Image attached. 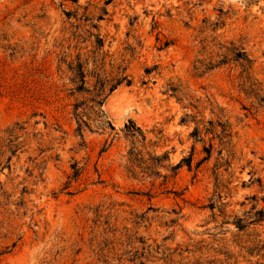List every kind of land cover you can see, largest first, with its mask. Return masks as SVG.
Returning <instances> with one entry per match:
<instances>
[{
    "label": "rangeland",
    "instance_id": "1",
    "mask_svg": "<svg viewBox=\"0 0 264 264\" xmlns=\"http://www.w3.org/2000/svg\"><path fill=\"white\" fill-rule=\"evenodd\" d=\"M232 43L264 96V0H0V264H264V223L232 224L246 197H264V107L241 91L240 61L205 67ZM78 61L90 92L72 80ZM120 73L131 85L90 100L96 77ZM169 82L182 101L163 93ZM129 119L167 151L159 174L127 172ZM193 119L227 120L231 143L194 141ZM192 148L191 169L170 171Z\"/></svg>",
    "mask_w": 264,
    "mask_h": 264
},
{
    "label": "trees",
    "instance_id": "2",
    "mask_svg": "<svg viewBox=\"0 0 264 264\" xmlns=\"http://www.w3.org/2000/svg\"><path fill=\"white\" fill-rule=\"evenodd\" d=\"M223 47V46H221ZM222 58L214 61V63H210L208 65H205L206 70H209L211 68H214L220 64L226 63V58L228 55H230L232 60L240 61L242 67H244V72H246V82L247 85H242L241 91L245 94V96L249 99H254L259 107H264V96L260 93V90L258 88L257 82L254 79H250L249 77V71L252 69L253 60L248 56L246 51L243 50L242 47H239L237 45H234L232 43L231 47H227V54H221ZM204 67V68H205ZM193 69L195 74L200 73L201 70L200 66H197L196 63L193 65ZM70 70L73 74V82H75L76 89L78 91L86 90L90 92L91 89H88L85 87L86 83V72L84 69V64L80 61L76 63V67H70ZM151 71L149 68L145 69V73L149 74ZM126 84L131 85L132 80L128 77L127 74L122 75V73L118 74L114 79H108L105 76L96 77L94 86L92 88L93 96L90 98L91 101L97 102L95 99V96H98V94L103 93L104 91H111L114 88H116L120 84ZM163 93H167L168 97H175L178 101H182L184 99V94L182 92L181 85L173 82H169L167 84L166 89ZM81 102L74 103L73 105V115L75 117L76 121V127L79 134H82V131L84 128H89L90 125L88 122L83 118V115L85 114L84 107H82ZM189 106H192L194 108L195 105H193L191 102L188 103ZM186 107V106H185ZM245 110L250 111L248 107L243 106L242 107ZM101 110H96L95 115L100 117L97 113H99ZM188 115V114H187ZM98 126L99 128H102L103 130L106 128H110L111 130H114V126L110 123L108 120H102L99 119ZM194 120V119H193ZM195 126L193 127L192 131L190 132V137L194 139V141H203V134L211 133L213 134V137H211L210 140H212L215 136L218 138L220 145H229L231 143V137H232V131H231V124L226 120L222 121L221 119H217L216 122L212 120L207 121V125H204V128L199 127V121L194 120ZM186 122L185 118L182 117L181 123ZM216 126H218L220 129L219 131L216 129ZM123 133V137L130 142L128 151H127V172L131 174V176L137 175V173H141L142 175H156L159 174L160 171H158L159 167H163V161L168 159V153L167 151L163 152L162 154H155L154 151H150L149 148H152L153 146L157 145V140L152 141L151 139H147L145 133L143 130L136 126L134 121L132 119H129L128 122L124 124V126L121 129ZM141 146V148H138V146ZM194 148H192V151L189 156L182 157L176 164L170 166V171H172L174 174L175 171L182 167L183 165H186L188 169H191L192 167V152ZM213 150V143L210 141L207 145L203 144L202 151L204 152V156L198 161V163H201L205 160L210 159L212 155ZM218 153H221V149H218ZM224 163L226 166H230L231 161L229 158L225 159ZM222 165V164H221ZM73 173L74 175H77V168L75 165H72ZM251 178L250 181L253 182L254 173L250 171ZM259 180V179H258ZM210 199V202L207 205V208L214 214V210L217 208L220 212H223V205H225L224 202L212 200ZM245 200H250V207L247 209H244L242 212V216H235L234 220L232 221V224L239 230L244 229L245 227H248L249 225H255V224H262L264 223V206H258V201L262 200L264 202V197L258 198L255 195L246 197ZM219 202V203H218ZM243 206H245V202L241 203ZM227 222V221H226ZM259 242V243H258ZM258 242L255 245L256 251L260 252L261 250H264V241L258 240Z\"/></svg>",
    "mask_w": 264,
    "mask_h": 264
},
{
    "label": "bare ground",
    "instance_id": "3",
    "mask_svg": "<svg viewBox=\"0 0 264 264\" xmlns=\"http://www.w3.org/2000/svg\"><path fill=\"white\" fill-rule=\"evenodd\" d=\"M120 96V94H118L117 92H113L111 95H109L108 100L109 102L114 98V97H118Z\"/></svg>",
    "mask_w": 264,
    "mask_h": 264
}]
</instances>
